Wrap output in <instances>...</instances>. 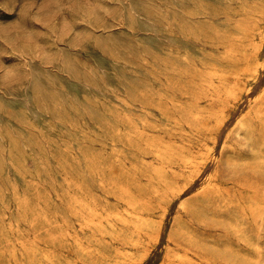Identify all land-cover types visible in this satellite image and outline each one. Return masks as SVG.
<instances>
[{
	"label": "rangeland",
	"instance_id": "obj_1",
	"mask_svg": "<svg viewBox=\"0 0 264 264\" xmlns=\"http://www.w3.org/2000/svg\"><path fill=\"white\" fill-rule=\"evenodd\" d=\"M29 263L264 264V0H0V264Z\"/></svg>",
	"mask_w": 264,
	"mask_h": 264
},
{
	"label": "bare ground",
	"instance_id": "obj_2",
	"mask_svg": "<svg viewBox=\"0 0 264 264\" xmlns=\"http://www.w3.org/2000/svg\"><path fill=\"white\" fill-rule=\"evenodd\" d=\"M179 104V103H178ZM224 106V105H223ZM208 129V128H207ZM152 135V134H151ZM123 166V165H122ZM116 185V184H115ZM48 235V234H47ZM44 239V238H43ZM123 256V255H122ZM126 258V257H125ZM30 264V263H29Z\"/></svg>",
	"mask_w": 264,
	"mask_h": 264
}]
</instances>
